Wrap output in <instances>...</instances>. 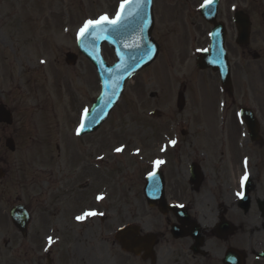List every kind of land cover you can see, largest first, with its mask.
Masks as SVG:
<instances>
[{
	"label": "flooded vegetation",
	"instance_id": "1",
	"mask_svg": "<svg viewBox=\"0 0 264 264\" xmlns=\"http://www.w3.org/2000/svg\"><path fill=\"white\" fill-rule=\"evenodd\" d=\"M198 1L201 2L152 1L151 36L159 53L164 47H170L176 58L186 56L188 50L196 58L208 48L212 25L199 14L205 0L200 5ZM245 1L228 0L226 11L222 12L218 0L217 9V21L222 22L226 30V52L229 54L228 46L233 48L240 60L246 55L251 58L254 53L250 41L243 46L235 42L233 14L237 10L249 13L239 5ZM255 4V8L260 9L264 0H255ZM186 23H190L194 32L187 31ZM172 38L177 41L170 43ZM44 126L47 124L41 120L31 122L25 117L14 125L13 114L10 125L0 123V152L3 153L0 155V187L14 176L16 179L10 183L19 188L28 186L29 190V195L25 194L27 204L23 202L24 193L7 201L2 194L4 188L0 192L1 263L5 247L11 243L4 236L7 205L8 218L15 206H23L28 213L24 234L12 225L18 236L14 241L16 264H229V256L239 264H264V242L246 244L245 240L246 215L250 212H257L260 219L259 228L250 230L251 236L253 232L264 231V204H261L264 203V186L256 176L260 161L250 164L240 150L223 144L218 147L219 158L207 145L198 146L193 140L189 141L186 130H179L185 144H165L145 152L157 153L143 160L137 194L131 191L128 180L132 177L129 176L120 181L121 192L111 194L102 189L104 183L99 184L97 191V156L94 157L96 163L92 158H82L85 152L82 149L86 146H74L76 151L67 157L64 155L66 146L36 143L38 133H31L30 127ZM247 138L251 144L246 148L253 144L256 152L264 153L261 136L258 141L248 135ZM6 140L13 150L6 146ZM168 140L166 135L165 141ZM17 147L33 152L28 171L5 155L14 153ZM162 148L166 150L161 151ZM51 153H55V157ZM157 159L163 163L154 166ZM245 171L248 178L241 186ZM153 172L156 179L151 188L149 173ZM27 175L28 181L25 180ZM101 194L103 199L98 200ZM88 210L103 215L89 216L83 221L76 219ZM49 236L53 238L51 245ZM62 243L64 246L60 248Z\"/></svg>",
	"mask_w": 264,
	"mask_h": 264
},
{
	"label": "rangeland",
	"instance_id": "2",
	"mask_svg": "<svg viewBox=\"0 0 264 264\" xmlns=\"http://www.w3.org/2000/svg\"><path fill=\"white\" fill-rule=\"evenodd\" d=\"M201 2L197 3L200 5ZM227 2L220 0L222 12L226 11ZM120 3L121 0H60V3L58 0H0V102L11 110L13 124L22 117L31 122L41 120L46 123L47 126L42 128L30 127L31 133H38L36 143L66 146L64 155L67 157L76 151L74 146H86L82 149L85 150L82 158H92L96 163L94 157L97 156V191L99 184L104 183L102 189L107 193L121 192L118 185L122 178L129 176L132 177L128 180L131 191L137 194L143 160L145 156L152 157L157 153L145 152L173 140L185 144V138H180L178 132L181 129L186 130L189 141L193 140L198 146L207 145L218 157V147L223 144L240 150L249 158L250 164L260 161L256 176L263 187L264 153L256 152L253 144L251 149L246 148L251 143L238 116L241 107L254 112L264 144V4L256 9L255 0H246L239 5L249 10V46L259 58L252 60L246 55L240 60L228 46L232 97L221 91L216 74L195 68L190 50L186 56L176 58L170 47H164L150 66L126 84L118 103L98 130L81 137L76 135L83 110L89 109L100 91L93 67L77 50V32L87 19H96L104 13L114 17ZM185 26L188 32H194L190 23ZM174 41L177 40L172 38L170 43ZM67 52L77 54L75 65H65ZM101 53L107 64L114 62L107 46L103 45ZM179 92L184 95L181 109L176 106ZM153 110L158 111V117L150 116ZM166 135L168 141H165ZM121 146H124L123 151L117 153L115 148ZM51 154L55 157V153ZM5 155L11 162L29 170L33 156L30 149L26 152L17 147L14 153ZM28 178L27 175L25 180ZM15 179L13 176L1 186L0 192L4 188L2 194L7 201L24 193L23 202L27 204L28 186L19 188L10 183ZM256 213L246 215V244L249 241L256 245L259 241L264 242L263 230L253 232L251 236L250 230L259 228L260 219ZM5 217L4 236L11 243L5 247L0 264H16L14 241L18 236L8 218L7 205ZM63 246L62 243L60 248Z\"/></svg>",
	"mask_w": 264,
	"mask_h": 264
},
{
	"label": "water",
	"instance_id": "3",
	"mask_svg": "<svg viewBox=\"0 0 264 264\" xmlns=\"http://www.w3.org/2000/svg\"><path fill=\"white\" fill-rule=\"evenodd\" d=\"M200 8L201 16L208 22L213 24V29L210 33V46L207 51H203L200 56L195 59V65L198 69H211L217 72L222 89L227 88L231 92L232 84L230 77L229 64L223 46L224 28L221 23L215 22L217 12V0H213L210 5H205ZM152 0L145 3L141 9V15L144 18L141 23L139 17L132 15L129 17L125 25H122L117 30L109 29L107 33L97 34L101 37L88 35L80 41H76L77 48L82 56L93 66L97 73L100 82V93L90 106L87 116V124L80 135L91 133L99 128V126L107 118L108 114L118 102L121 93L123 92L126 83L137 73L148 67L157 57L158 48L151 37L153 27L152 17ZM134 7V6H133ZM125 15H128V11ZM234 21L237 29L236 43L245 45L249 40L250 22L248 16L242 12H237L234 15ZM143 28V31H141ZM107 37V38H104ZM106 44L114 54L115 62L108 65L101 56L102 45ZM151 48L149 52L148 49ZM257 54H253L256 58ZM76 56L72 53L65 55V62L68 65H74ZM183 106V94L177 96V107L181 109ZM243 120L249 136L252 140L258 139V123L253 113L246 108H242L239 112ZM152 116H156L157 112L152 111ZM0 122L6 124L11 123V114L0 105ZM6 146L13 150L12 144L6 141ZM1 174V172H0ZM1 176V175H0ZM156 177H150V187H154ZM162 188V182H161ZM263 205V203H262ZM10 219L12 224L18 229L21 234L25 233V227L28 223V213L23 206H15L10 210ZM125 249L124 244L122 245ZM229 264H239V262L231 259Z\"/></svg>",
	"mask_w": 264,
	"mask_h": 264
},
{
	"label": "snow or ice",
	"instance_id": "4",
	"mask_svg": "<svg viewBox=\"0 0 264 264\" xmlns=\"http://www.w3.org/2000/svg\"><path fill=\"white\" fill-rule=\"evenodd\" d=\"M148 2H150V0H148ZM144 3H145V0H121L119 8L116 10L114 17L110 18L107 13H104V14L99 15V17L96 19L85 20L83 25L79 28L77 32V40L80 41L82 40V38H85L88 35H91L95 37L96 39H99L101 37L97 34L96 31H93L94 29L98 30L100 33H107L109 29L117 30L122 25H125L129 17H131L132 15H136L137 17H139L141 23L145 22L143 16L141 15V9ZM211 3H213V0H205V5H210ZM203 6L204 5H202V7ZM129 8H131V10L128 11V15L126 16L124 13ZM141 31H143V28H141ZM104 38H107V37H104ZM148 51L150 52L151 48H149ZM41 63H43V61H41ZM89 112L90 110L88 108H85L83 110L80 124L76 129L77 135H80L81 132L85 129L86 124H87V116ZM169 143L174 145L176 141L173 140V141H170ZM123 147L124 146L117 147L115 148V151L119 153L123 151ZM164 150L166 149L165 148L161 149V151H164ZM137 152H139V149H137ZM162 163H163L162 160L157 159L153 162V165L158 166ZM246 163L247 161H245V165ZM149 175L154 176L155 173L154 172L149 173ZM247 178H248V173L247 171H245L244 175L241 177V181H240L241 186L244 185V182L247 180ZM97 199L98 200L103 199V195L101 194L97 196ZM95 215H103V213H98L95 210H88V211L83 212L81 215L77 216L76 219L78 221H83L85 218L89 216H95ZM48 243L49 245L53 243V238L51 236L48 237Z\"/></svg>",
	"mask_w": 264,
	"mask_h": 264
}]
</instances>
